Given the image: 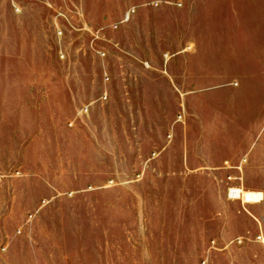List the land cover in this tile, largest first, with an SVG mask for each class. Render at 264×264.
<instances>
[{"label": "rangeland", "instance_id": "obj_1", "mask_svg": "<svg viewBox=\"0 0 264 264\" xmlns=\"http://www.w3.org/2000/svg\"><path fill=\"white\" fill-rule=\"evenodd\" d=\"M175 5L0 0V264H264V202L227 197L264 189V129L200 135L164 72Z\"/></svg>", "mask_w": 264, "mask_h": 264}, {"label": "crops", "instance_id": "obj_2", "mask_svg": "<svg viewBox=\"0 0 264 264\" xmlns=\"http://www.w3.org/2000/svg\"><path fill=\"white\" fill-rule=\"evenodd\" d=\"M174 1L180 6H174L172 33L163 31L161 39L173 48L164 72L195 126L201 124L200 135L226 137L236 141L233 147L243 141L247 150L246 141L257 140L264 129V0ZM162 11L165 16L171 8ZM195 126L190 131L197 136ZM258 166L251 167L261 176L264 165ZM242 185L264 192L258 184L246 186L244 178Z\"/></svg>", "mask_w": 264, "mask_h": 264}, {"label": "built area", "instance_id": "obj_3", "mask_svg": "<svg viewBox=\"0 0 264 264\" xmlns=\"http://www.w3.org/2000/svg\"><path fill=\"white\" fill-rule=\"evenodd\" d=\"M238 165H236L235 167L239 171H242V164H240L239 166ZM229 179L240 181L241 177H235V178L229 177ZM227 197L232 201H239L240 204L245 207L247 205L261 203L264 200V192L257 189H247L242 184L239 183L228 186Z\"/></svg>", "mask_w": 264, "mask_h": 264}]
</instances>
